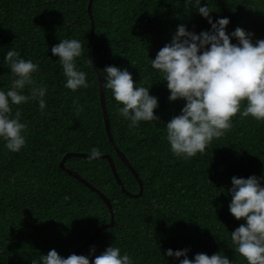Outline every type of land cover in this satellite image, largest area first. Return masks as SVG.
I'll list each match as a JSON object with an SVG mask.
<instances>
[{
    "label": "trees",
    "instance_id": "1",
    "mask_svg": "<svg viewBox=\"0 0 264 264\" xmlns=\"http://www.w3.org/2000/svg\"><path fill=\"white\" fill-rule=\"evenodd\" d=\"M89 0H0V62L9 47L38 63L33 73L46 85L45 109L34 100L19 107L26 143L10 151L0 140V264H30L51 248L67 256L111 220L102 196L66 168L108 197L114 212L106 226L77 254L98 255L112 243L127 252L132 264H178L181 257L165 249L187 248L186 255L221 251L232 264H247L231 248L229 233L243 223L228 210L226 194L233 175H264V121L232 117L231 127L213 138L203 153L187 159L174 155L165 138V122L179 113L184 100L168 99L166 82L150 65L169 42L178 24L199 32L208 29L190 0H93V54L100 71L105 65L127 68L132 79L158 98L157 121L129 122L118 114L119 102L104 88L110 130L143 183L135 197L122 191L107 158L70 156L93 146L113 158L127 191L138 193L137 178L109 140L101 103L99 77L90 58ZM210 15L227 16L226 31L241 26L252 40L264 38V0H201ZM76 38L82 46L77 67L86 72L87 87H64L57 55L51 46ZM230 42H236L235 37ZM12 73L0 64V88ZM27 94V88L24 90ZM264 184V180L260 181ZM221 187L225 189L221 192ZM212 230V231H211ZM91 260V256L89 257Z\"/></svg>",
    "mask_w": 264,
    "mask_h": 264
},
{
    "label": "clouds",
    "instance_id": "2",
    "mask_svg": "<svg viewBox=\"0 0 264 264\" xmlns=\"http://www.w3.org/2000/svg\"><path fill=\"white\" fill-rule=\"evenodd\" d=\"M190 2L210 27L196 32L183 23L178 24L170 41L150 58L151 67L166 82L168 99L184 100L179 113L165 122L170 151L184 159L203 153L213 138L222 136L231 127L232 117L237 113L264 121V38L253 42L252 33L241 26L226 31L227 16L213 19L208 3ZM231 37H235L236 42H230ZM81 52V42L76 38L59 39L51 46V53L57 55L65 77L64 87L72 91L89 83L86 72L77 67ZM0 64L6 65L13 76L9 87L0 88V140L5 148L15 152L26 143L23 131L26 124L20 119V108L13 113L11 106L34 100L43 111L46 85L38 84L33 78V73L39 70L38 63L22 57L15 48L7 49ZM99 78L102 87L110 89L114 100L119 102L118 114L129 122V127L140 121L159 119L153 111L158 106V98L150 94V84L144 87L136 81L134 85L127 68L105 65L99 71ZM100 155L98 147L89 149V159ZM261 180L264 175H233L231 186L226 190L231 196L229 212L244 221L229 233L231 248L247 264H264V184ZM224 191L221 187V192ZM94 250L92 245L87 255L63 256L51 248L46 254L31 259L30 264H132L128 253H122L112 243L92 256ZM187 251V248L169 247L164 255L183 256L178 264H232L221 251L210 255L196 252L191 259Z\"/></svg>",
    "mask_w": 264,
    "mask_h": 264
},
{
    "label": "water",
    "instance_id": "3",
    "mask_svg": "<svg viewBox=\"0 0 264 264\" xmlns=\"http://www.w3.org/2000/svg\"><path fill=\"white\" fill-rule=\"evenodd\" d=\"M92 1L93 0H89V2H88V12H89V15H90V18H91V34H90V41H89V49H90V58L93 61V65H94V67H95V69H96V71L98 73V77H99V69H98V67L96 65V62L94 60V54H93L94 22H93L92 9H91ZM99 88H100V96H101V103H102L103 114H104V119H105V125H106V130H107V133H108L109 140L112 143V145L114 146V148L116 149V152H117L118 156L120 157V159L128 166V168L131 170V172L137 178L138 183H139V187H140L139 192L138 193H131V192L126 190V188L123 185L122 179L120 178L119 173H118V171L116 169L115 162H114L113 158L110 156V154L104 153V154H101L98 158H103V157L107 158L109 160V162H110V165L112 167L113 173H114V175H115V177L117 179V182H118L119 186L121 187L122 191L127 192L131 196L137 197V196L141 195L142 192H143L142 180L140 179L136 169L133 167V165L128 160V158L125 155V153L122 150H120V148L116 145V143L114 141L113 134H112V132L110 130V121H109V116H108V112H107V108H106L104 88L102 87V82L100 81V78H99ZM88 155H89L88 152H74V151L67 152L63 156V158H62V160L60 162V165L62 167H64L65 160L68 157H70V156L88 157ZM66 169H67V171L70 174H73L79 180H82L90 188H92L98 194H100L102 196V198L104 199V201L109 206L110 211H111V220H110V222L104 223V224H101L100 226H98L96 228V230L88 237V239L84 243H82L79 247H77L75 250H73L71 252V253H76L77 254L81 249H83V247H85L87 244H89L97 236V234L102 230V228H104L106 226L113 225V223H114V217H113L114 216V212H113L112 204H111L110 200L108 199V197H106V195L104 193H102L98 188L94 187L90 182H88L86 179H84L78 172H76V171H74L72 169H69V168H66Z\"/></svg>",
    "mask_w": 264,
    "mask_h": 264
}]
</instances>
